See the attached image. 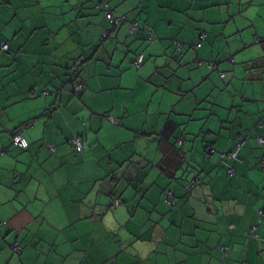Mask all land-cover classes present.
<instances>
[{
  "label": "crops",
  "instance_id": "crops-1",
  "mask_svg": "<svg viewBox=\"0 0 264 264\" xmlns=\"http://www.w3.org/2000/svg\"><path fill=\"white\" fill-rule=\"evenodd\" d=\"M261 39L264 0H0V264H264Z\"/></svg>",
  "mask_w": 264,
  "mask_h": 264
},
{
  "label": "built area",
  "instance_id": "built-area-1",
  "mask_svg": "<svg viewBox=\"0 0 264 264\" xmlns=\"http://www.w3.org/2000/svg\"><path fill=\"white\" fill-rule=\"evenodd\" d=\"M106 16H107L108 19H110L112 22H115V23H118V22H120V21L122 20V17H121V18L114 17L111 11H108V13H107ZM199 46H200V44H199ZM2 47H3L4 49H8V45L5 44V43L2 45ZM142 58H143V57H142V55H141V56L137 59V61H136V64H137V65H139V64L142 62ZM78 64H80V61H77V64H76V65H78ZM82 88H83V84H82V83H77V85H76V89H82ZM113 121H114V119H113ZM259 140H260L261 142H263V141H264V138L260 137ZM12 142H13V144H14L15 146L22 147V148H27V147L29 146V141H28V139H27V138H26L21 132H15L14 134H12ZM74 142H75L77 145H79V146H81V145L83 144L81 138H76V139H74ZM240 145H241V144H239V145L237 146V148H236L237 151H238ZM50 149H51V150L55 149L54 145H50ZM236 153H237V152H235V154H236ZM229 172L232 173V169H230ZM170 194H172V193H170Z\"/></svg>",
  "mask_w": 264,
  "mask_h": 264
},
{
  "label": "rangeland",
  "instance_id": "rangeland-1",
  "mask_svg": "<svg viewBox=\"0 0 264 264\" xmlns=\"http://www.w3.org/2000/svg\"><path fill=\"white\" fill-rule=\"evenodd\" d=\"M114 16V15H113ZM115 17V16H114ZM106 18H107V16H106ZM117 18H121V17H117ZM108 19V18H107ZM109 21H110V23H112V24H119L122 20H123V17H122V20L120 21V22H118V23H115V22H112L110 19H108ZM202 37H205L206 35L205 34H202L201 35ZM259 45V48L262 50V51H264V47L261 45V44H258ZM225 63L226 62H223L221 65H225ZM227 65V64H226ZM221 70H226V68L225 67H223V68H221ZM227 75H230V73H226ZM216 75H218V72L216 71ZM130 76H134V74L133 73H131L130 74ZM223 76V74H221V77ZM220 79V78H219ZM223 80H221V82H222ZM205 85H210V81H208L207 82V84H205ZM204 85V86H205ZM204 86H199L198 87V89H197V92L199 93V92H201V90L204 88ZM210 88H211V86H210ZM208 90H210V89H208ZM221 96H222V92H221V90H220V87H218V88H216V89H214L213 90V94H212V97H211V100L212 101H217V103H216V105H217V107H216V109L219 111V112H223V110H222V108L220 107V105H219V100L221 99ZM191 97H194L193 95L191 96ZM209 106L211 107L212 106V102H210L209 103ZM199 112V111H198ZM213 119L212 120H209V124L211 125L212 123H213ZM189 124H190V122H189V118H187V123H186V126L187 127H190V128H195V126H194V124L192 123L191 124V126H189ZM151 158H153V155H151Z\"/></svg>",
  "mask_w": 264,
  "mask_h": 264
},
{
  "label": "trees",
  "instance_id": "trees-1",
  "mask_svg": "<svg viewBox=\"0 0 264 264\" xmlns=\"http://www.w3.org/2000/svg\"><path fill=\"white\" fill-rule=\"evenodd\" d=\"M259 41H261L260 43H261V45L264 47V39H261V40H259ZM172 129H173V127L170 129V131H172ZM19 132H21V131H19ZM22 133V132H21ZM23 134V133H22ZM260 137H262V138H264V136H260ZM260 137H258L257 139H258V141L261 143V144H264V141L263 142H261L260 140H259V138ZM72 142L74 143V141L72 140ZM246 142V140L245 139H241V140H239V142L236 144V146L234 147V149L232 150V151H230L229 153H222L221 154V157H222V159L223 158H226V157H228V158H231V157H237L236 155H238V153L240 152V150H241V147L243 146V144ZM13 143V142H12ZM75 144V143H74ZM239 144H241L240 145V147H239V149H238V151L236 150V148H237V146L239 145ZM14 145V144H13ZM235 152H237L236 154H235ZM230 170V169H229ZM232 174V173H231ZM117 203H119L118 201H117ZM173 203V202H172Z\"/></svg>",
  "mask_w": 264,
  "mask_h": 264
},
{
  "label": "bare ground",
  "instance_id": "bare-ground-1",
  "mask_svg": "<svg viewBox=\"0 0 264 264\" xmlns=\"http://www.w3.org/2000/svg\"><path fill=\"white\" fill-rule=\"evenodd\" d=\"M118 202H119V201H118ZM16 249H18V247H17V246H15V250H16Z\"/></svg>",
  "mask_w": 264,
  "mask_h": 264
}]
</instances>
